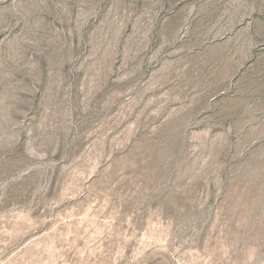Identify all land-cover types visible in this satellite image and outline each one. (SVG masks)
I'll return each mask as SVG.
<instances>
[{
	"label": "rangeland",
	"instance_id": "obj_1",
	"mask_svg": "<svg viewBox=\"0 0 264 264\" xmlns=\"http://www.w3.org/2000/svg\"><path fill=\"white\" fill-rule=\"evenodd\" d=\"M0 264H264V0H0Z\"/></svg>",
	"mask_w": 264,
	"mask_h": 264
}]
</instances>
